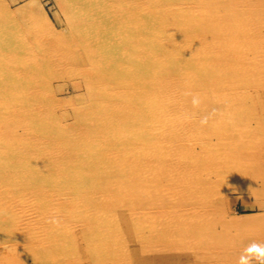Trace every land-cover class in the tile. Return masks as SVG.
<instances>
[{
  "label": "rangeland",
  "instance_id": "374dc122",
  "mask_svg": "<svg viewBox=\"0 0 264 264\" xmlns=\"http://www.w3.org/2000/svg\"><path fill=\"white\" fill-rule=\"evenodd\" d=\"M69 1L79 7L77 10L81 11L84 23L96 24L111 13L106 8L96 7L102 0ZM233 1L167 0L170 15L183 13L184 26L178 31L183 30L185 34L181 36L177 32L176 38L166 36L162 40L168 39L175 45L181 39L178 35L186 37L184 49L188 50V56L185 61L189 63L187 60L191 59L198 64L201 76L187 66L189 70L185 74L189 71V76L184 75V78L169 73L166 66L157 68L159 88L155 89L165 93L156 96V103L165 108L157 107L159 109L146 116L147 119L153 115L151 123L158 121L159 124L154 126L146 121L151 126L144 124L136 129L141 131H136L139 135L127 133L125 139L133 137V142L137 139L136 146L142 143L141 153L136 157L129 153L127 139L115 147L110 140H115L117 133H108L110 137L98 134L90 117L92 113L88 115L95 100L92 95L98 89L94 86L117 81L119 76L107 70L103 62L86 59L85 40L70 43L79 35H71V18L64 0H0V21L6 15L12 16L5 29L13 41V47L7 52L4 42L0 44V111H3L0 114L11 123L13 114L23 107L27 110L32 107L39 117V121H33L30 132L21 119L9 126L10 131L0 124L1 138L8 135L10 144L22 143L15 147L20 155L9 143L5 146L7 151L2 150L4 155L14 152L16 155L6 158L16 159L17 165L14 169L13 162L12 167L0 162V227L4 226L0 228V261L3 260L0 264H205L207 261L206 264H264V0ZM176 19L179 22L181 16ZM6 53H16L24 68L36 67L38 71L22 72L21 65L17 64L20 61L16 58L15 62H9ZM119 53L123 57L131 54L128 50ZM129 61L125 76L131 69L129 65L134 66ZM36 62L38 65L34 66ZM209 68L212 73L219 74L213 76ZM107 71L111 76H106ZM185 79L193 80L191 86ZM239 85L246 86L240 89ZM108 90H111L108 93L113 91L112 88ZM106 105L102 109L104 116L107 111H114L112 115L117 117V111L111 110L113 106ZM81 116L85 120L81 121ZM38 129L41 137H34L33 145L31 134H36ZM80 133L93 136L98 144L99 141L104 143L103 161L108 163L106 167H113L111 170L100 172L98 176L90 172L87 162L96 156L97 146L90 141L92 148L88 150L75 141L71 148L64 145ZM55 134L56 149V145L51 148L48 140ZM144 137L148 139L142 141ZM57 149L60 150L58 156ZM52 161L54 164L50 166ZM75 171L84 182L71 186V181L76 180ZM200 172L207 175L212 186L206 195L202 193L203 204L199 205L187 191ZM199 178L201 176L198 182ZM203 206L211 210L210 222L197 217ZM50 242L57 246L56 249Z\"/></svg>",
  "mask_w": 264,
  "mask_h": 264
},
{
  "label": "bare ground",
  "instance_id": "6f19581e",
  "mask_svg": "<svg viewBox=\"0 0 264 264\" xmlns=\"http://www.w3.org/2000/svg\"><path fill=\"white\" fill-rule=\"evenodd\" d=\"M162 0H102V2L99 1V3L97 4L98 6H96L97 8H106V11H108L110 13L107 14L105 17H106V20H103V21H99L97 20L98 22L96 24H91L90 21H88L87 23H84L85 21H83V18H80L81 16V11L77 10L79 9V7L76 8L75 5H72L71 1L69 0H64L65 2V5L66 7L68 8V11L70 13V18H71V28H70V32H71V35L74 36V34H78L79 35V38L77 39H74L75 41L73 42H70L71 44H73L74 42H77V41H81L80 43H82L83 40H85L86 42V45L85 47L87 46V48H85V51L87 53V56L86 59L88 58V61L89 62H97V61H101L103 62L102 65L103 66H106L108 67L107 70H112L114 73L118 74V79L117 81H111V82H108V83H104V86L100 85V86H97L95 85L94 87H97L96 91L94 92V96L93 99L95 98L94 102L92 103L93 105V108L92 110L88 113V115L90 113H92L90 115L91 119L93 122H95V128L96 130L99 132L98 134L102 135L103 137H105L106 135H108V133H111L113 131V133L116 135L117 133V137L115 138V140H110L114 141L113 145L118 146L119 144H123V141H125L126 139V143L128 145V148H129V153L133 154V155H136V157L141 153V149H140V146L142 147V143L140 142V140H138V146H136V140H134V142L132 141L133 137H131V140L129 138H126L125 137H128L126 136L127 133L129 131L131 132H135V135L136 133L138 132L137 130H139L141 127L144 126V124H148L150 125L149 123H146V121H149L151 123V117L153 115H151L149 118L146 119V116L148 115V112H150L151 114V111H155L154 109H156L157 107H159L160 109H163L165 107V105H160L158 103H156L157 101V95L158 96H161L160 94H164L165 92L163 90H160L158 91V89H155V88H159L158 87V83H159V76L160 74L158 73L157 71V68L160 67V66H163V67H168L169 68V73H172L174 72V74H176L177 76H182V78H184L183 76L184 75H188V72L185 74V71L186 70H189L187 69L188 67H192L193 68V71L197 74V75H200V73L197 71L199 70L196 66H198V64L192 62L191 59H188L187 61H189V63L187 62L186 63V59H187V51L188 50H185L184 49V45L187 41L186 37L183 38L181 36H183L182 34H185L182 31H179L180 30L179 28H181L185 21V18H184V15L183 13L180 12V14L177 12L175 13H168V10H167V7H168V4H167V0H165L164 2H161ZM235 1V0H234ZM233 1V2H234ZM245 0H242L241 2H243ZM232 2V3H233ZM247 2V1H246ZM238 4V2H237ZM234 5V4H233ZM240 5V4H239ZM245 5V4H244ZM251 5V3H250ZM221 9V8H220ZM260 9V8H259ZM262 9V7H261ZM260 9V10H261ZM111 10V11H110ZM243 10V9H242ZM241 10V12H242ZM113 12V14H112ZM210 12V11H209ZM212 14V12H210ZM181 16V20L179 22H177V18H179ZM169 15H170V18H169ZM7 17L4 18L3 20L0 21V44L3 43L4 44V49H6L5 52L8 51V49H10L12 46V40L10 39V34L9 32L5 29V26L7 24V22H10L8 21V19L10 20V14L9 15H6ZM211 16V15H210ZM12 17V16H11ZM98 18L100 19V17L98 16ZM211 18V17H210ZM222 19V18H221ZM232 19V18H231ZM223 20V19H222ZM236 20V19H235ZM214 21V20H213ZM243 21V20H242ZM102 22V23H101ZM243 23V22H242ZM211 24V23H210ZM234 24V23H233ZM218 27V26H217ZM239 27V26H238ZM184 29V27H183ZM251 30V29H250ZM232 31V30H231ZM236 31V30H235ZM181 35H178L181 39L179 41H177V44H173L172 42H170L168 39L167 40H162L164 37H171L172 39H174L173 37H177L176 34L178 33ZM187 35V34H186ZM222 35V34H221ZM236 36V35H235ZM238 36V35H237ZM166 37V38H167ZM207 37V36H206ZM227 37V36H226ZM216 38V37H215ZM222 38V37H221ZM224 38V37H223ZM192 40V39H191ZM195 40V38H194ZM193 41V40H192ZM226 41V40H225ZM120 43V44H119ZM175 43V42H174ZM240 43V41H239ZM77 44V43H76ZM75 44V46H76ZM119 44V45H118ZM250 44V43H249ZM191 45V44H190ZM252 45V44H251ZM122 47V49H120V47ZM124 46V48H123ZM78 47V46H77ZM188 49V48H186ZM118 50V51H117ZM121 50H128L129 52H131V54H128L129 56L127 57H123L120 55L119 51ZM192 51V49H191ZM200 51V50H199ZM83 52V51H82ZM199 53V52H198ZM223 53V52H221ZM6 60H8L9 62H15L16 61V58L18 61L20 56L17 57L16 53H14V55L10 53H6ZM191 54V53H190ZM189 54V55H190ZM201 54V53H199ZM120 55V56H119ZM203 55V54H202ZM210 55V54H209ZM231 55V54H230ZM24 56V55H23ZM79 56V55H78ZM221 56V55H220ZM232 56V55H231ZM26 57V55H25ZM130 57V58H128ZM202 57V56H201ZM241 57V56H240ZM200 58V56H199ZM23 59V58H22ZM84 59V57H83ZM203 59V58H202ZM234 59V58H233ZM131 60V61H129ZM207 60V59H206ZM218 60V59H216ZM261 60V59H260ZM128 61L133 63L134 66H131L129 65V67L131 68L130 71L128 72V75L125 76V69L126 67L128 68ZM109 62V63H108ZM17 63V62H16ZM139 63V64H138ZM175 63V64H174ZM204 63V62H203ZM15 64V63H14ZM18 66L21 65V61L17 63ZM22 64H24V62H22ZM137 64V65H135ZM37 62L36 64H34V66H37ZM190 65V66H189ZM203 65V64H202ZM204 65H206L204 63ZM209 65V64H208ZM251 65V64H250ZM138 66V68H137ZM187 66V68H186ZM21 67V71L22 72H26V73H32V71L35 70L38 71V69L35 67H29L28 69L24 68L23 65L20 66ZM175 67V69H174ZM202 67V66H201ZM211 67V66H210ZM216 67V66H215ZM224 67V65H223ZM167 68V69H168ZM208 68V67H207ZM26 69V70H25ZM33 69V70H32ZM204 69V68H203ZM206 69V67H205ZM204 69V70H205ZM211 68H209V71H211L210 73H212V70H210ZM217 69V67H216ZM215 69V70H216ZM30 71V72H29ZM192 71V72H193ZM11 72V76H13V70L10 71ZM10 72L8 71V77H9V74ZM95 72H99V70L95 69ZM193 72V74H195ZM206 72V70L204 71ZM224 72V71H223ZM215 73V71H214ZM212 73L213 76L214 75H217L219 73ZM227 73V72H226ZM229 73V72H228ZM192 74V75H193ZM207 74V73H206ZM211 74V75H212ZM196 75V76H197ZM203 75V74H202ZM205 75V74H204ZM208 75V74H207ZM210 75V74H209ZM208 75V76H209ZM210 75V76H211ZM106 76H111V72H106ZM189 76V75H188ZM195 76V75H194ZM201 76V75H200ZM223 76V75H222ZM128 77V78H126ZM191 77V75H190ZM199 77V76H198ZM227 77V76H226ZM15 78V77H14ZM181 78V77H180ZM201 78V77H200ZM243 78V77H242ZM194 79V78H193ZM202 79V78H201ZM246 79V78H245ZM212 80V79H211ZM161 81V80H160ZM186 82V84L188 86H191L190 83L193 81H190L188 79H185L184 80ZM208 81V80H207ZM206 81V82H207ZM164 82V81H163ZM199 82V81H198ZM204 82V81H203ZM254 82V81H253ZM208 83V82H207ZM260 83V82H259ZM197 84V83H195ZM194 84V85H195ZM200 84V83H199ZM212 84V83H211ZM210 84V85H211ZM255 84V83H254ZM184 84H182L183 86ZM198 85V84H197ZM208 84H206L207 86ZM185 86V85H184ZM241 86V85H239ZM246 86V85H245ZM243 86V87H245ZM161 87V85H160ZM163 87V86H162ZM196 87V86H195ZM199 87V85L197 86ZM205 87V86H204ZM241 86L240 89L243 88ZM251 87V86H250ZM101 88H103L102 90H100ZM112 88V92L111 93H108V91H111V90H108V89H111ZM185 88V87H184ZM201 88V87H200ZM203 88V87H202ZM207 88V87H206ZM249 88V87H248ZM94 89V88H93ZM155 89V90H154ZM166 89V88H165ZM183 89V88H182ZM209 89V88H208ZM223 89V88H222ZM245 89V88H244ZM247 89V88H246ZM187 90V88L185 89ZM221 90V89H220ZM229 90V89H227ZM226 90V91H227ZM237 90V88L235 89ZM250 90V89H248ZM255 90V89H254ZM202 91V90H201ZM217 91V90H216ZM223 91V90H221ZM220 91V92H221ZM231 91V90H229ZM239 91V90H238ZM243 91V90H242ZM245 91V90H244ZM253 91V90H251ZM107 92V93H106ZM219 92V93H220ZM249 92V91H248ZM256 92H257V89H256ZM253 93V92H252ZM214 94V93H213ZM233 94V93H232ZM248 94V93H247ZM257 94V93H256ZM96 95V97H95ZM210 95H212V93H210ZM212 96H215V95H212ZM211 96V97H212ZM237 96V95H236ZM252 96V95H251ZM250 97V96H249ZM169 98V97H168ZM231 98V97H229ZM243 98V97H242ZM225 99V98H224ZM163 102V101H162ZM169 102H171L169 100ZM106 103H108V105H110L109 107H112L111 110H116V114H117V117L113 116L112 114H114V111H107V116L105 117V113L104 111L102 110L103 108H106ZM228 103V102H227ZM230 103V102H229ZM232 103V101H231ZM239 103V101H238ZM242 103V102H241ZM252 103V102H250ZM162 106H158V105ZM234 104V103H233ZM240 104V103H239ZM253 104V103H252ZM256 104V103H255ZM178 105L179 102H178ZM224 105H226L224 103ZM223 105V106H224ZM238 105V104H237ZM241 105V104H240ZM182 106V105H181ZM232 106V104H231ZM256 106V105H255ZM263 106V105H262ZM169 109L171 107L167 106ZM211 107V106H210ZM157 108V109H159ZM246 108V107H244ZM259 108V107H258ZM150 111H149V110ZM156 109V110H157ZM182 109V108H180ZM198 109V108H197ZM207 109V108H206ZM213 109V108H212ZM224 109V108H223ZM229 109V108H228ZM243 109V108H242ZM247 109V108H246ZM24 110V112H23ZM174 110V109H173ZM218 110V109H217ZM170 111V110H169ZM198 111V110H197ZM0 112H3V111H0ZM158 112V111H157ZM227 112V111H226ZM20 113V114H19ZM155 113V112H153ZM152 113V114H153ZM165 113V112H164ZM212 112H210L211 114ZM259 113V111H258ZM25 114L27 116H25ZM115 114V115H116ZM177 114V113H176ZM202 114V112H201ZM205 114V112H204ZM208 114V113H207ZM248 114V113H247ZM18 115V116H16ZM165 115V114H164ZM219 114L217 115H214L215 117L218 116ZM246 115V114H243V116ZM15 116V117H14ZM170 116H174V115H170ZM237 116V115H236ZM213 117V116H212ZM214 117V118H215ZM81 118V121L82 119L85 120V118L83 116L80 117ZM154 118V117H153ZM152 118V119H153ZM165 118V117H164ZM175 118V117H173ZM260 118V117H259ZM18 119H21L22 122L25 123L26 125V130L28 132L32 131V123L33 121H35V119H37V121H39V117L36 116L35 112H34V108L30 107L28 108L27 110V107H23L21 108L18 112H16L15 114H13V117L10 119L11 120V123L10 121L8 122L7 118L5 117L4 114H0V124L3 123L4 126H6V129L9 128V126H12L13 125V122L15 121H18ZM149 119V120H148ZM169 118L166 119V121L168 120ZM183 120H185L183 118ZM264 120V119H263ZM105 121V122H104ZM176 121V120H175ZM174 121V122H175ZM188 121V120H186ZM210 121V120H209ZM185 122V121H184ZM183 122V123H184ZM85 123V122H83ZM104 123V125H103ZM158 123V121H157ZM156 123V124H157ZM168 123V122H167ZM214 123V122H212ZM221 123V122H220ZM17 124V123H16ZM152 125H154L155 123H151ZM155 124V125H156ZM159 124V123H158ZM233 124V123H232ZM241 124V122H240ZM20 125V124H18ZM22 125V123H21ZM142 125V126H141ZM154 125V126H155ZM169 125V124H168ZM207 125V124H206ZM231 125V124H230ZM254 125V124H252ZM17 126V125H16ZM138 126V127H137ZM151 126V125H150ZM149 126V127H150ZM212 126V125H211ZM260 126V125H259ZM23 127V126H21ZM157 127V126H156ZM177 127V126H176ZM209 127V126H208ZM213 127V126H212ZM232 127V126H230ZM238 127V126H237ZM242 127V126H241ZM239 126V128H241ZM247 127V126H246ZM36 128V127H34ZM151 128V127H150ZM159 128V127H157ZM169 128V127H168ZM172 128V127H171ZM226 128V127H225ZM236 128V127H235ZM245 128V127H244ZM249 128V127H248ZM137 129V130H136ZM145 129H146V126H145ZM148 129V128H147ZM146 129V130H147ZM155 129V128H154ZM174 129V128H173ZM178 129V128H177ZM9 130V129H8ZM6 130V131H8ZM172 130V129H171ZM222 130V129H221ZM10 131V130H9ZM90 130H88V133H89ZM137 131V132H136ZM17 132V131H16ZM141 132V131H140ZM138 132V133H140ZM173 133V131H171ZM255 132V131H254ZM262 132V131H261ZM137 133V134H138ZM142 133L145 134V131H143ZM141 133V134H142ZM148 133V132H147ZM239 133V132H238ZM253 133V132H252ZM2 134V133H1ZM3 134H5L3 132ZM39 134H40V131L39 129L36 131V134H31L32 136V141L31 142H34V137H37L40 139L39 137ZM157 134V133H156ZM177 134V132H176ZM183 134V133H182ZM259 134V133H258ZM13 135H16V134H13ZM78 135V134H77ZM110 135V134H109ZM108 135V136H109ZM139 135V134H138ZM189 135V134H188ZM3 135L0 136V162L4 163V166H14V169L16 167V159H8L6 157H12V155H20L21 153L18 152L16 150V146H19L21 143V141L16 144L14 146V144H10L11 142L9 140H7V137L5 138H1ZM57 134L54 135V138L52 137H49V144L52 146L51 148L55 146L54 149H56V147L58 146L57 144ZM154 136V135H153ZM172 136L174 137V135L172 134ZM11 137V136H10ZM9 137V138H10ZM24 137V136H23ZM22 137V138H23ZM93 136L91 135H83L82 133H80V135L77 137V136H72L66 143H64V145H66L67 148H71L72 146H74V143L73 141H75L76 143H78L79 146H82V147H85L86 150H88V148H92L90 147L91 145L88 143V141H90L91 143L97 146H95V151H96V156L95 157H90L89 158V161H91L90 163L87 162V164L89 165V168H91V171L92 173L96 174L98 176V173L102 172L104 173V171H109L111 170L112 168H109L106 167V164L108 165V163L104 164V156H105V153L103 151V146H104V143H101L102 141H99V144L96 143V140H94L92 138ZM110 137V136H109ZM112 137V135H111ZM136 137H139V136H136ZM151 137V136H150ZM156 137V136H155ZM182 137V136H181ZM8 138V139H9ZM13 138V137H11ZM20 138V137H18ZM145 139H142V141L144 140H147L148 138L144 137ZM154 138V137H153ZM124 139V140H123ZM180 139V138H179ZM191 139V138H190ZM203 138H201L202 140ZM216 139V138H215ZM20 140V139H19ZM181 140V139H180ZM200 140V139H199ZM2 141V142H1ZM5 143H4V142ZM14 141V139H13ZM38 141V140H37ZM209 141V140H208ZM228 141V140H227ZM40 142V141H38ZM150 143V141H147ZM4 143V144H3ZM6 143H9L10 145H12L11 147H13V150L14 152H6L5 155L2 154V150L3 148L6 149L7 151V148L5 147L7 144ZM37 143V142H36ZM42 143V142H41ZM29 144H33V143H29ZM28 144V145H29ZM92 144V145H93ZM111 144V143H110ZM109 144V145H110ZM152 144V143H151ZM218 144V143H217ZM24 145V144H23ZM22 145V146H23ZM27 145V144H25ZM27 145V146H28ZM35 145V142L34 144ZM112 145V144H111ZM30 146V145H29ZM155 146V145H153ZM10 147V146H8ZM25 147V146H24ZM119 147V146H118ZM232 147V146H231ZM37 148V147H36ZM59 148V147H58ZM125 148V146H124ZM208 148V147H206ZM241 147L239 146V149ZM53 149V150H54ZM127 149V148H126ZM125 149V150H126ZM201 149V148H200ZM218 149V148H217ZM23 150V149H22ZM37 150V149H35ZM58 150V149H57ZM122 150H124L122 148ZM197 150V149H196ZM260 150V149H259ZM258 150V151H259ZM12 151V150H11ZM32 152V150H30ZM43 151V150H42ZM52 151V150H51ZM244 151V150H243ZM37 152H39L37 150ZM50 152V151H49ZM56 152L53 151V153ZM58 154L57 156L59 155L60 153V150L57 151ZM255 152V151H254ZM34 153V152H33ZM36 153V152H35ZM252 153V152H251ZM28 154V153H27ZM32 154V153H31ZM39 154V153H38ZM37 154V155H38ZM108 154V153H107ZM166 154V153H165ZM183 154V153H182ZM185 154V153H184ZM183 154V155H184ZM30 155V154H29ZM33 155V154H32ZM43 155V153H42ZM94 155V154H93ZM163 155V154H162ZM167 155V154H166ZM174 155V154H173ZM147 156V155H146ZM224 156V155H223ZM227 157V156H226ZM224 157V158H226ZM250 157V156H249ZM60 158L63 160L62 156L60 155ZM59 158V159H60ZM145 158V156H144ZM197 158V157H196ZM223 158V159H224ZM248 158V157H247ZM5 159V160H3ZM22 158H20L19 160H21ZM24 159V158H23ZM22 159V160H23ZM80 159V158H79ZM78 159V162L80 161ZM148 159V158H147ZM12 160V161H11ZM32 160V159H31ZM58 160V159H56ZM105 160V159H104ZM227 160V159H226ZM252 160V159H251ZM33 161H35V157H33ZM39 161V160H38ZM46 161V160H44ZM51 161V160H50ZM108 159L105 161L107 162ZM169 161V160H168ZM11 162H13V165L11 166ZM25 162V161H24ZM28 162V161H26ZM57 163L59 161H56ZM77 162V163H78ZM22 163V161H21ZM29 163L32 164V162H30V159H29ZM54 163L53 161L51 162L50 166H52ZM111 164V163H110ZM167 164V163H166ZM36 165V164H35ZM47 165V164H45ZM79 165V164H78ZM28 166V165H27ZM264 166V165H263ZM9 167V168H10ZM26 167V166H25ZM8 168V169H9ZM29 168V167H28ZM27 168V169H28ZM40 168V167H39ZM129 168V167H128ZM17 169V168H16ZM19 169V168H18ZM22 169V168H21ZM20 169V170H21ZM25 169V170H27ZM32 169H34V167L32 166ZM75 169V166H73L72 170ZM233 169V168H232ZM24 170V169H23ZM24 170V171H25ZM67 170V169H66ZM68 170L71 172V169L68 168ZM67 170V171H68ZM115 170H117L115 168ZM8 171V170H7ZM31 171V170H30ZM36 171V170H35ZM48 171V170H47ZM52 171V170H50ZM64 171V170H63ZM9 172V171H8ZM21 172V171H20ZM54 172V170H53ZM130 172L133 174L132 176H134V173L133 171L130 169ZM165 172V171H164ZM167 172V171H166ZM11 173V172H10ZM27 173H28V170H27ZM26 173V174H27ZM36 173V172H35ZM66 173V172H65ZM68 173V172H67ZM13 174V173H12ZM10 174V175H12ZM30 174V173H29ZM75 176L74 178L76 180H72L71 182V186H74L72 184H79L80 185V182H84V180H82L80 177V175H77L76 174V171L73 173ZM93 174V175H94ZM106 174V173H105ZM109 174V173H108ZM110 177V175H108ZM8 175V174H7ZM22 175V173H21ZM92 175V176H93ZM100 175V174H99ZM9 176V175H8ZM24 176V175H23ZM22 176V177H23ZM29 176V175H28ZM27 176V177H28ZM72 176V175H71ZM115 176V175H114ZM201 176V178H199V182H198V177ZM213 176V175H212ZM16 177V176H15ZM67 177V176H66ZM90 177V176H89ZM112 177V176H111ZM164 177V176H163ZM29 179L31 177H28ZM68 178V177H67ZM73 178V177H71ZM90 178H93V177H90ZM166 178V177H165ZM195 182H193V185L189 187V190L187 192H191L189 193V195L191 194V197L192 199H195L194 202H196L198 200V204L200 205L201 202L203 204V198H202V193H203V196L206 195L205 193H207V191H210V188L212 186V183L211 181L208 179L207 175L204 173V172H200L199 175L197 177ZM24 179V178H23ZM105 180L107 179L106 177L104 178ZM173 179V178H171ZM16 180H17V177H16ZM22 180V179H21ZM202 182H201V181ZM230 180V179H229ZM232 181V180H230ZM29 182V181H28ZM233 182V181H232ZM264 183V182H263ZM187 184V183H186ZM185 184V185H186ZM191 184V183H190ZM92 185V184H91ZM78 186V185H77ZM16 187V185L14 186ZM18 187V185H17ZM80 187V186H79ZM172 187V186H171ZM214 187V186H213ZM138 188V187H136ZM173 188V187H172ZM20 189V187H19ZM18 189V190H19ZM75 189V188H74ZM80 189V188H79ZM106 189V187H105ZM165 189V187H164ZM20 191V190H19ZM78 191V190H76ZM16 192V191H15ZM107 192V191H106ZM73 193V191L71 192ZM99 193V192H98ZM7 194V193H6ZM74 194V193H73ZM88 197L89 194H88ZM169 197V196H168ZM189 198V197H188ZM5 200V199H4ZM164 201V200H163ZM207 201V200H206ZM166 202V201H164ZM89 203V202H87ZM92 203V202H90ZM67 204V203H66ZM72 204V203H71ZM121 204V203H120ZM24 205V204H23ZM94 205V204H93ZM109 205V204H108ZM198 205V206H199ZM25 206V205H24ZM95 206V205H94ZM197 206V207H198ZM85 207V206H84ZM96 207V206H95ZM189 207V206H188ZM111 209V207H109ZM97 209V208H96ZM95 209V210H96ZM118 209V208H117ZM128 209V208H127ZM94 210V209H93ZM110 211V210H108ZM82 213V212H81ZM108 213V212H107ZM90 214V213H89ZM15 215V214H14ZM211 215V210L210 209H207L206 207L203 206V209L199 212V214L197 215V217L199 219H203V220H206V221H209L211 219L210 217ZM124 216V215H123ZM148 216V215H147ZM93 217V216H92ZM228 218V217H227ZM13 219V218H12ZM232 221L234 222H237L239 221V219H236V218H231ZM5 221V220H3ZM138 221V220H137ZM136 221V223H137ZM142 221V220H140ZM116 222V221H115ZM132 222V221H131ZM210 222V221H209ZM134 223V221L132 222ZM3 224V223H2ZM99 223L97 222V225ZM119 224V223H117ZM116 224V225H117ZM155 224V223H154ZM62 226H64L62 223H61ZM70 225V224H68ZM73 225V224H72ZM88 225V224H87ZM101 225V224H100ZM105 225H107L105 223ZM144 225V224H143ZM148 225V224H147ZM153 225V224H152ZM156 225V224H155ZM3 226V225H2ZM0 227V228H4L3 227ZM86 226V225H85ZM103 226V225H102ZM120 226V225H119ZM218 226V225H217ZM52 227V226H51ZM75 227V225H74ZM83 228V227H81ZM85 228V227H84ZM87 228V227H86ZM90 228V227H89ZM99 228V227H98ZM145 228V226H144ZM78 229V228H77ZM80 229V228H79ZM53 230V229H52ZM63 230V229H62ZM182 230V229H181ZM180 230V231H181ZM190 230V228H189ZM73 231V230H71ZM81 231V230H80ZM78 231V232H80ZM86 231V230H85ZM121 231V230H120ZM147 231V230H146ZM88 232V231H87ZM90 232V231H89ZM149 232V230H148ZM1 233H2V230H1ZM7 233V232H6ZM99 233V232H97ZM123 233V232H122ZM147 233V232H146ZM8 234V233H7ZM6 234V235H7ZM92 234H93V231H92ZM4 235V234H3ZM98 235V234H97ZM102 235V234H101ZM68 236V235H67ZM72 236V235H71ZM94 236V235H93ZM17 237V236H16ZM20 237V236H19ZM28 237V236H27ZM154 237V236H153ZM100 238V237H99ZM138 238V237H137ZM136 238V239H137ZM169 238V237H168ZM171 238V237H170ZM104 239V238H103ZM109 239V238H108ZM114 239V238H113ZM139 239V238H138ZM137 239V240H138ZM41 240V239H40ZM75 240V239H74ZM90 240V239H89ZM87 240V241H89ZM100 241V240H99ZM168 241V240H167ZM35 242V241H34ZM33 242V243H34ZM45 242V241H44ZM67 242V241H66ZM90 242V241H89ZM88 242V243H89ZM104 242H107V241H104ZM109 242V241H108ZM112 242V241H110ZM109 242V243H110ZM184 242V241H183ZM43 243V242H42ZM52 243L53 245V242H50ZM49 243V244H50ZM68 243V242H67ZM119 243V242H118ZM128 243V242H127ZM48 244V245H49ZM62 244V243H61ZM76 244V242H75ZM90 244V243H89ZM107 244V243H106ZM187 244V243H186ZM100 245V244H99ZM98 245V246H99ZM183 245V244H182ZM40 246V245H39ZM38 246V247H39ZM42 246V245H41ZM44 246V245H43ZM46 246V244H45ZM56 249L57 246L53 245ZM60 247V246H58ZM37 248V247H36ZM44 248V247H43ZM42 248V250H43ZM65 248V247H64ZM88 248V247H87ZM101 250L103 247H101ZM52 249V248H50ZM49 249V251H50ZM57 249H60V248H57ZM106 249V248H104ZM113 249V248H112ZM121 249V248H120ZM140 249V248H139ZM35 250V249H34ZM33 250V251H34ZM54 250V249H52ZM67 250V249H66ZM78 250V249H77ZM89 250V249H88ZM56 251V250H55ZM55 251H54V255H57L55 254ZM110 251V250H109ZM120 251V250H118ZM146 251H148L146 249ZM202 251V250H200ZM205 251V250H204ZM208 251V250H207ZM211 251V250H210ZM219 251V250H218ZM63 252V251H62ZM68 252V251H67ZM91 252H95V251H92ZM101 252V251H100ZM104 252V251H103ZM102 252V253H103ZM122 252V251H120ZM190 252V251H188ZM203 252V251H202ZM43 253V252H42ZM50 253V252H49ZM90 254V251L88 252ZM105 253V252H104ZM103 253V254H104ZM183 253V252H182ZM187 253V252H186ZM39 254V253H38ZM45 254V253H44ZM47 254V253H46ZM52 254V253H51ZM50 254V255H51ZM59 254V253H58ZM71 254V253H70ZM92 254V253H91ZM112 254V253H111ZM110 254V256L112 257V255ZM117 254V253H116ZM193 253H191L192 255ZM35 255V254H34ZM78 255V254H77ZM107 255V254H106ZM105 255V257H106ZM109 255V254H108ZM150 255V254H149ZM152 255V254H151ZM157 255V254H155ZM161 255V254H159ZM23 256V254H22ZM67 256V253L66 255ZM71 256V255H70ZM94 256H95V253H94ZM129 256H130V252H129ZM164 256V255H163ZM39 257V256H38ZM37 257V258H38ZM42 257V256H41ZM48 256H46L47 258ZM93 257V256H92ZM109 257V256H108ZM109 257V258H111ZM146 257V256H145ZM161 257V256H160ZM171 257V256H170ZM187 257V256H186ZM21 258V257H20ZM23 258V257H22ZM43 258V257H42ZM49 258V257H48ZM52 258V256H51ZM60 258V257H58ZM57 258V259H58ZM96 258V257H95ZM112 258H115L112 257ZM162 258V257H161ZM206 258V256H205ZM204 258V259H205ZM124 259V258H123ZM178 259V258H177ZM221 259V258H220ZM35 260V259H34ZM38 260V259H37ZM64 260V259H63ZM95 260V259H94ZM147 260V259H145ZM210 260V259H209ZM3 261V260H2ZM2 261H0V263H2ZM41 263L43 262L41 259H40ZM53 261V260H52ZM108 261V260H107ZM110 261V259H109ZM120 261V259H119ZM131 261V260H130ZM149 261V260H148ZM171 261H174V260H171ZM177 261V260H176ZM223 261V260H221ZM225 261V260H224ZM223 261V262H224ZM39 262V261H38ZM95 262V261H94ZM179 262V260H178ZM205 263V262H204ZM208 263V261L206 262ZM205 263V264H206ZM210 263V262H209ZM220 263V262H219ZM222 263V262H221ZM6 264V263H5ZM9 264V263H7ZM37 264V263H36Z\"/></svg>",
  "mask_w": 264,
  "mask_h": 264
}]
</instances>
